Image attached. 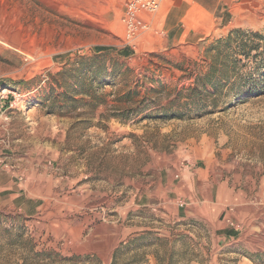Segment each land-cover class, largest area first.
<instances>
[{"label":"rangeland","instance_id":"374dc122","mask_svg":"<svg viewBox=\"0 0 264 264\" xmlns=\"http://www.w3.org/2000/svg\"><path fill=\"white\" fill-rule=\"evenodd\" d=\"M242 1L154 51L149 29L126 39V0H0V264H113L143 235L115 264H264V94L186 91L217 39L264 33V0ZM26 184L38 198L13 199Z\"/></svg>","mask_w":264,"mask_h":264},{"label":"trees","instance_id":"16d2710c","mask_svg":"<svg viewBox=\"0 0 264 264\" xmlns=\"http://www.w3.org/2000/svg\"><path fill=\"white\" fill-rule=\"evenodd\" d=\"M109 52L112 48H96L95 52ZM126 56V49L117 51ZM207 70L195 79V87L186 89L192 104L209 102L211 99H227L225 104L236 99L260 96L264 94V33L235 29L224 38L217 39L206 50ZM250 64L252 71H243ZM212 89L206 92V87ZM78 91H74L77 93ZM64 92L61 97H64ZM231 97V98H230ZM214 101V100H211ZM12 237H20L11 230H6ZM147 235L140 236L126 243H121L115 249L113 264L132 249L142 252L148 246ZM40 255V254H38ZM142 259V258H141ZM138 259L137 264L144 262ZM27 260V259H26ZM141 260V261H140ZM125 264H129L125 262Z\"/></svg>","mask_w":264,"mask_h":264},{"label":"crops","instance_id":"0c3cea01","mask_svg":"<svg viewBox=\"0 0 264 264\" xmlns=\"http://www.w3.org/2000/svg\"><path fill=\"white\" fill-rule=\"evenodd\" d=\"M240 5H243V1L240 3L238 0H162L155 14L143 15L142 19L149 24L151 32L149 42L155 46L154 51L165 50L168 46L174 48L192 45L196 42L198 35L210 33L213 22L216 21L214 18L216 12L227 6L235 7L238 10ZM195 165V163H191L187 169L182 170L181 180L178 184L191 186L195 183L196 180L191 177L197 171ZM167 182L169 183V178ZM21 189L23 192L12 194L13 199L24 196L26 199L35 201L34 199L38 198L37 195L29 192L32 189L29 184ZM27 191L28 193H26ZM177 216H181L179 211H177ZM242 216H244L242 218L244 222L249 221V215L243 214ZM243 231L238 232V229L228 226L219 227V236L220 239L233 240Z\"/></svg>","mask_w":264,"mask_h":264},{"label":"built area","instance_id":"2783aa9c","mask_svg":"<svg viewBox=\"0 0 264 264\" xmlns=\"http://www.w3.org/2000/svg\"><path fill=\"white\" fill-rule=\"evenodd\" d=\"M161 2L162 0H126L121 22L128 41L149 29L148 22L142 16L157 12ZM179 205L182 206V203Z\"/></svg>","mask_w":264,"mask_h":264}]
</instances>
